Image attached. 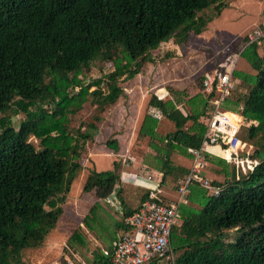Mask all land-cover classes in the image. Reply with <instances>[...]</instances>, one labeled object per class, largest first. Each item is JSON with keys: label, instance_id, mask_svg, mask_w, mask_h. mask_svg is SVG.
<instances>
[{"label": "trees", "instance_id": "16d2710c", "mask_svg": "<svg viewBox=\"0 0 264 264\" xmlns=\"http://www.w3.org/2000/svg\"><path fill=\"white\" fill-rule=\"evenodd\" d=\"M228 4L227 0H0V113L9 112L14 104L25 113L18 128L8 118L1 124L0 264H25L24 251L43 245L84 168L83 154L94 142L103 114L126 97L124 83L143 72L146 63L155 62L152 51L176 32L185 38L203 33ZM258 28L264 31V22ZM239 54L245 55L252 71L234 68V88L224 99L215 86L189 98L184 89L171 87L168 98L151 96L150 111L139 125L137 136L148 137L157 149L155 162L149 163L162 174L141 196L142 203L170 176L184 181L191 173L192 168L176 164L172 155L194 158L189 150L201 149L217 107L234 111L229 115L235 121L241 119L238 113L246 119L239 136L252 146L256 164L243 171L204 151L201 169L212 171L206 179L218 193L202 185L200 169L187 202L179 204L181 222L172 229L175 264H264V36L250 42L247 33L245 45L232 56ZM95 61H110L114 70L104 79L85 83L80 75ZM230 64L226 62L222 70ZM242 84L247 85L245 91ZM88 102L95 106L94 112L72 129L71 116ZM225 102L229 108H222ZM155 111L160 117L153 115ZM163 118L174 130L158 131ZM106 145L119 149L114 137ZM121 179L124 183L117 161L113 168L90 170L82 193H93L96 203L84 217L85 225L93 229L89 218L98 202L121 194L117 187ZM122 204L124 215L133 212L124 199ZM231 229L236 230L232 239ZM80 242L85 239L76 229L68 245ZM109 256L110 252L95 253L92 264Z\"/></svg>", "mask_w": 264, "mask_h": 264}, {"label": "rangeland", "instance_id": "374dc122", "mask_svg": "<svg viewBox=\"0 0 264 264\" xmlns=\"http://www.w3.org/2000/svg\"><path fill=\"white\" fill-rule=\"evenodd\" d=\"M227 1L229 2L228 7L208 24L203 33L192 32L187 38L179 35L178 32L174 33L152 51L155 62L146 63L143 72L124 83L126 97H120L118 102L103 114L95 140L88 143L87 150L83 154L84 168L74 181L66 196V201L61 204L62 212L55 228L47 234L42 246L24 251L25 264H54L57 262L58 264H92L95 253L101 254L106 248L115 231L114 219L118 218L119 213L116 206L103 202L106 206V215L103 206L98 202L89 218L93 229L83 223L84 217L89 214L91 207L96 203L93 193H82L84 181L90 170L94 168L107 170L113 168V163L117 161L121 163V177L124 176L125 179L133 180L141 185L148 184L151 187L154 184L142 176L153 175L152 177L160 180L161 173L151 162L149 163L151 160L155 162L153 157L157 149L150 145L148 137L137 136L144 114L150 111L149 99L153 94L162 97V91H167L166 97L168 98L171 96L169 89L171 87L184 89L188 94L187 98L197 94L203 95L204 74L226 68V62L228 65L231 62L228 59L229 56L240 52L245 45V35L264 22V0ZM232 58L229 69L252 71L245 55L239 54L238 58L235 56ZM113 70L112 62L95 61L91 69L81 74L80 77L85 83H89L96 79H104ZM250 81L251 83L255 81L254 76ZM105 84L106 81L102 85L105 87ZM241 86L245 91L247 85L242 84ZM228 104L230 103L225 102L222 108H229ZM94 109L95 106H92L90 102L86 103L82 110L71 116L70 127L77 129L80 123L91 117ZM182 109L184 111V108ZM24 116L25 113L14 104L9 112L0 113V131L1 124L6 118L10 120L12 126L18 128ZM244 121H246L245 118ZM172 130H174L173 124L163 118L158 131L166 134ZM111 137L118 139V150L106 145V141ZM31 140L38 145L36 138L31 137ZM172 158L176 164L190 168L195 163L192 156H185L178 152H174ZM210 171L209 167H206L204 171L201 169L203 179L213 176ZM201 175L199 174L200 177ZM182 180L183 178L175 181L170 176L161 185L163 194H166L170 200H178V188ZM122 185L121 179L117 187L121 189L124 201L130 206H137L142 194L147 191L145 187ZM76 229L81 231L85 243L68 245V239ZM235 233V229L229 230L228 237L232 239Z\"/></svg>", "mask_w": 264, "mask_h": 264}, {"label": "built area", "instance_id": "2783aa9c", "mask_svg": "<svg viewBox=\"0 0 264 264\" xmlns=\"http://www.w3.org/2000/svg\"><path fill=\"white\" fill-rule=\"evenodd\" d=\"M263 36L264 31L261 28H255L248 33L250 42L260 41ZM232 72L233 68L206 73L202 81L203 90L208 91L215 86L222 92L221 99H224L234 88ZM162 98H166V95ZM217 103L219 104L220 101ZM229 113L235 114L234 111L217 107L209 121L201 149L190 148L195 163L191 173L179 186L178 200L164 199L161 196L163 193L161 188L157 191L151 190L135 212L124 216L123 222L126 228L114 241L109 259L100 264H149L152 261V264H175V254L170 244L172 229L181 222L179 204L188 200L190 187L206 161L204 151L208 152L209 147H219L220 150L229 151V156L213 152L225 158L227 162L235 163L236 167L243 171L253 169L256 164L251 158L252 146L239 136L244 118L235 121ZM153 115L160 117V112L155 111ZM147 178L150 180L152 176ZM201 182L206 188L218 193L209 180L202 178Z\"/></svg>", "mask_w": 264, "mask_h": 264}, {"label": "crops", "instance_id": "0c3cea01", "mask_svg": "<svg viewBox=\"0 0 264 264\" xmlns=\"http://www.w3.org/2000/svg\"><path fill=\"white\" fill-rule=\"evenodd\" d=\"M167 94V91H162V96H165ZM213 151H215V152H217V153H220L219 151H220V149H219V147H211V149H210V147L208 148V152H210L212 155H215V156H220V155H217V154H214V152ZM221 157V156H220ZM208 163V162H207ZM133 174V173H132ZM135 176H138L137 174H134ZM151 176H153V175H151ZM161 176H162V174H161ZM143 178H145L147 181H149V182H152L154 185H156L158 182H157V180L154 178V177H152V179H148L147 177H144V176H142ZM156 180V181H155ZM124 184H130V185H133V186H138L139 184H137L136 182H134L133 180H129V179H125V181H124V183H123V185L122 186H124ZM118 186V185H117ZM146 186V187H145ZM145 186H143V185H139V187H145V189L147 190V191H149L148 189V187H149V185L148 184H145ZM154 186H152V188H153ZM122 194V193H121ZM121 194L120 195H118V194H115V193H113L111 196H109L108 197V199H107V201H100L99 203H100V205L101 206H103V209H104V213L107 215V211L105 210V208H106V206L103 204V202H105V203H109L111 206H116V209L118 210V213H119V216H118V218L117 219H114V227H115V231H114V233L112 234V236H111V238H110V240L108 241V243H107V245H106V248L105 249H103V253H105V252H107V251H111L112 250V248H113V243H114V241L119 237V235H120V233L126 228L125 227V224H124V222H123V218H124V211H125V209H124V204H122V200L124 199V198H122V196H121ZM144 194V193H143ZM142 194V195H143ZM140 203H141V199H140V202H139V204L137 205V206H130L127 202H126V204H127V206L130 208V209H132L133 210V212H135L137 209H138V207L140 206ZM132 212V213H133ZM129 215V214H128ZM116 220V221H115Z\"/></svg>", "mask_w": 264, "mask_h": 264}, {"label": "bare ground", "instance_id": "6f19581e", "mask_svg": "<svg viewBox=\"0 0 264 264\" xmlns=\"http://www.w3.org/2000/svg\"><path fill=\"white\" fill-rule=\"evenodd\" d=\"M210 149H211V147H210ZM219 152H220L221 155L229 156V151L220 150Z\"/></svg>", "mask_w": 264, "mask_h": 264}]
</instances>
